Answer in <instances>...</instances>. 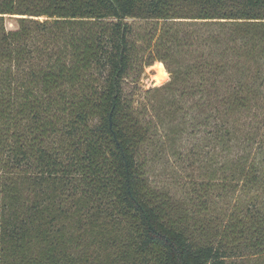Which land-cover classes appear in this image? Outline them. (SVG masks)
I'll list each match as a JSON object with an SVG mask.
<instances>
[{
  "label": "trees",
  "instance_id": "1",
  "mask_svg": "<svg viewBox=\"0 0 264 264\" xmlns=\"http://www.w3.org/2000/svg\"><path fill=\"white\" fill-rule=\"evenodd\" d=\"M0 264H264V0H0Z\"/></svg>",
  "mask_w": 264,
  "mask_h": 264
},
{
  "label": "rangeland",
  "instance_id": "2",
  "mask_svg": "<svg viewBox=\"0 0 264 264\" xmlns=\"http://www.w3.org/2000/svg\"><path fill=\"white\" fill-rule=\"evenodd\" d=\"M18 19L19 18L16 15H5V24L7 28H17L19 25ZM147 72V77L142 80V84L146 89L158 85L156 84L158 83V80L156 79L155 68L151 66L150 68H148ZM188 166L189 164H186V162L177 163L176 161H174L173 164H170L167 167H161L160 169L155 171V174L161 181L165 179L169 183H176V187H179L180 185H184L188 177L190 179L196 178L198 176V172L196 170H191L190 166Z\"/></svg>",
  "mask_w": 264,
  "mask_h": 264
},
{
  "label": "bare ground",
  "instance_id": "3",
  "mask_svg": "<svg viewBox=\"0 0 264 264\" xmlns=\"http://www.w3.org/2000/svg\"><path fill=\"white\" fill-rule=\"evenodd\" d=\"M152 67H154L156 70V79L158 80V82H160L163 78L168 75V72L163 62L157 61Z\"/></svg>",
  "mask_w": 264,
  "mask_h": 264
}]
</instances>
